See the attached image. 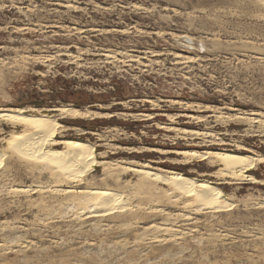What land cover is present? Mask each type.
I'll return each instance as SVG.
<instances>
[{
  "label": "rangeland",
  "instance_id": "obj_1",
  "mask_svg": "<svg viewBox=\"0 0 264 264\" xmlns=\"http://www.w3.org/2000/svg\"><path fill=\"white\" fill-rule=\"evenodd\" d=\"M15 109L61 125L40 148L92 143L94 161L11 150L33 134L0 117V264H264V162L178 153L264 157V0H0V114Z\"/></svg>",
  "mask_w": 264,
  "mask_h": 264
},
{
  "label": "bare ground",
  "instance_id": "obj_2",
  "mask_svg": "<svg viewBox=\"0 0 264 264\" xmlns=\"http://www.w3.org/2000/svg\"><path fill=\"white\" fill-rule=\"evenodd\" d=\"M56 110L57 114L61 117H80L81 114H83L80 113L78 109L67 106L57 107ZM9 112H2L0 114V117H2V119H7L10 122L21 125L26 132H29V134H33V139L24 138L25 136L21 132L13 133L12 137L6 142L7 148H13L17 150V152L19 151V153H29L32 156L37 155L36 157L41 162H44V164L47 166L57 163L59 164L58 167L66 170V173H68V169H72L75 167L79 168V170L82 172L89 169L90 164L94 161V159L92 158V143L63 139L59 141V144L62 146L61 149L52 148L49 150H44L40 148V146L47 140L53 142L52 144H56L53 138L61 125L57 121L45 118L44 115L34 116L25 114L23 109H15L14 111ZM178 153L185 160L192 158L193 156H199L200 158L209 156L212 158V161L219 164L224 170L229 173L244 172L250 169L255 161L264 162V157L254 159L250 156L226 152L205 151L200 153L195 151L182 150L178 151ZM134 170L141 174L148 175V172L143 169ZM247 176L248 178H253L251 175ZM164 180H166V182L172 187V189L180 191V193L184 192L190 195H194L195 197L204 200V202L208 204L214 201L218 202L221 195V191L216 187L210 186L204 182H197L194 178L182 176L176 172L170 171L169 176L164 177ZM254 181L257 182L258 180ZM90 196L91 194L87 195V200L88 198H90ZM92 196L102 201V203H107L112 200V195L104 190L96 191L92 194Z\"/></svg>",
  "mask_w": 264,
  "mask_h": 264
}]
</instances>
